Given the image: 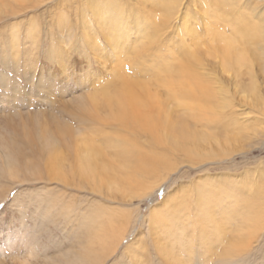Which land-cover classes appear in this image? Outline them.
Instances as JSON below:
<instances>
[{
    "label": "rangeland",
    "instance_id": "374dc122",
    "mask_svg": "<svg viewBox=\"0 0 264 264\" xmlns=\"http://www.w3.org/2000/svg\"><path fill=\"white\" fill-rule=\"evenodd\" d=\"M207 1V8H205L203 0H0V145L13 144L12 147L16 152L13 149L11 153L8 151L9 154L13 155V158L10 159L13 162L10 163H14V160L16 162L18 159L16 166L19 164L15 170L13 169L15 165L12 166L10 175L8 172L6 173L7 170L0 168L1 172L4 171L3 174L0 172L2 176L8 174L0 177V264H80L78 257L89 244V241L94 243L93 241L104 236L105 223L102 221L105 220L107 214L111 213L110 208L115 213L125 210L131 217L134 216V211L138 209L139 213L146 217L144 221L146 222L150 218L148 215L151 208L155 209L163 197L180 192V188L182 190L189 186L194 188L206 177L221 180L236 177L240 181H244L246 172L253 170L256 173L260 172V167L263 168L264 166V144L256 145L255 142L260 137L259 135L264 134V122L262 125L258 121L261 117H259L261 109L259 98L264 97V79L257 71L256 60L253 63L254 58L250 57V47L248 48L246 45L243 47L246 50L245 53L240 50V55L231 56L232 48L235 45L232 41L233 38L230 37L223 42L217 38L211 40L212 38L210 39L205 34V27L216 28L213 26L214 22L217 23L215 26L219 24V21L221 23L220 27L217 26L213 30V36L217 33V29H222L225 23L222 22L217 13L223 11L222 14H224L230 11L228 9L230 0H220L221 2H217L218 5L214 6L215 18L213 19L212 13L207 17L204 11L210 9V3L213 9V0ZM222 3H226L224 4L226 7ZM170 4L174 5L168 9L172 14L168 18V22L166 21L167 23L164 24L163 15L164 12L167 13L165 9ZM220 5L224 7L226 12ZM185 12L188 14L190 12L189 15H193V18L197 16L196 20L199 23L195 22L194 24V19ZM217 15L219 16L218 19ZM183 16L188 19L189 23H193L191 28L197 32L196 34L194 32V37L201 33L205 39L204 42L199 41L201 44L197 41V44L191 45V50H188L190 54L186 52L177 53L183 46L176 44L180 41L178 40L181 36L180 21L184 20ZM135 22L143 27L152 25L153 28L147 27V38L144 29L140 31L136 28L135 30ZM228 31L226 32L228 33ZM154 34H157L159 38ZM117 36L118 39H116ZM182 38L184 35L181 36V40ZM185 38L187 39V36ZM113 39L117 40L116 43L120 44L122 48L116 51V48L112 46ZM158 39L159 47L155 49L159 50L155 54L152 53L153 58L152 55L150 57L138 56L137 60L140 59V62H136L135 57L137 58V56H134L135 50L133 49L136 48L137 51L145 44V41V46L147 45L146 48L150 52L157 45ZM169 52H172L173 55L171 56L173 57L167 56V53L170 54ZM156 54L160 57H155ZM161 55L168 57L164 56L166 59L171 57L169 59L170 65L168 63L164 70L167 71L166 74L172 70L170 74H173L176 68L178 77L181 76V80L184 81L183 91L195 89L199 92V90L208 88V84L205 87L204 82L201 83V88L198 87L192 76L190 79V75L187 73L188 69L193 68L194 70L195 68L197 73L203 74L200 73V75L207 79H213V91L211 90V92H213L214 98L209 100L210 102L207 100V103L203 102L202 104L207 107L208 104L211 106L210 109L215 114L212 115L214 118L210 117L208 126H205L206 124L200 125V123H197V125L199 124L197 126L192 123L194 120L191 121V118L180 117L181 120L176 118L177 112L173 109L171 115L170 112L167 114L168 120L162 116L163 120L169 121L167 126V122L163 123L161 118L156 119L155 117L156 123L154 124L157 133L154 131L152 133L156 135V138H160V141H163L166 148H173L171 150L172 166L163 172L157 183L156 181L148 182L151 184L148 186L151 187L145 191H151L149 195L135 196L132 199L125 198L126 200L130 199L127 204L129 206L125 204L126 207H124L117 204V201L121 200L116 189L118 178L113 177L112 181L107 184H95L99 178L86 179L85 177L99 176L94 170H90L84 165L80 166V172L74 176L77 183L72 187H65L63 182L70 177L69 165L72 158L68 153L67 146L64 144V147L60 146L61 143H67L66 140L60 142L62 136L59 131L62 132V126L73 129L80 135H93L88 129L92 128V125L87 124V128L85 122L73 116V112L79 111L78 106L112 107L118 109V112L126 111L123 114L125 115L131 112L129 107L132 98L129 96L141 100V106H143L142 104L150 106L151 101L145 96H150L153 99L151 93L163 91V89L157 90L156 86L152 84L156 75L161 76L158 67L162 66L155 61L161 58ZM130 56L133 57L132 66L129 64ZM198 63L201 66H198ZM248 65H252L255 69V80L253 81L245 70L247 69L246 66L249 68ZM152 67L154 72H150ZM115 70L116 72H114ZM244 72L246 74L242 75ZM71 94L73 97L70 96ZM71 98L73 99L71 100ZM80 99L83 100L84 105ZM145 99L150 102L148 103ZM118 101L123 102L122 108L125 107L124 102L126 101L125 110L115 105L116 102L119 103ZM135 102L132 104H136ZM139 102L135 107L138 111L133 109L132 112H135L134 115L131 114L133 119L130 117L128 121L138 122V125L140 123L141 125L138 126L134 123L135 125L132 126L131 124L127 129L128 131L124 132L132 134L137 131L136 136H134L135 133L132 134V137L130 134L119 136L113 127L101 125L104 127L101 128V131L106 140L110 138L111 141H114L112 139L114 137L121 144L128 145L127 143H129L132 146L150 149L148 146L150 136L147 138L140 134L141 132L147 133L145 128H142L143 125L149 124L150 117L142 116L145 111L140 112L139 110H147V108L145 106L142 108ZM136 118L137 120H135ZM140 120L141 122H139ZM162 123L168 129H165ZM203 125L204 127H202ZM107 128L111 130L108 131ZM113 131L114 136L110 135L113 134ZM187 136H190V139ZM183 139L186 144L182 142ZM57 140L59 143L57 146L61 149L56 148L55 141ZM106 140L103 141L105 145L109 142ZM162 146L156 145L153 148L160 150ZM182 146L185 149L195 150V155L188 156ZM178 147L181 150L177 149ZM58 154L62 163L64 159L67 161H64V166L59 167L57 174L56 169H53V164ZM1 161L5 163L4 159ZM88 161L90 163V160ZM10 165L9 167H11ZM198 179L200 181H195ZM140 187L135 188V193ZM69 203L76 219L73 218V223L65 221V217L61 214L57 215V210H61L62 205L67 207ZM213 206L214 213L219 204L215 201ZM84 207L86 210L83 209ZM95 215L96 218L99 216L101 219L99 217L98 220L95 219ZM218 216L215 220L220 223L224 216L223 214L222 217ZM213 217L215 216L213 215ZM235 217L238 220L235 221ZM235 217H233V221L227 219V224L221 223L218 230L215 229L214 224L213 232L211 227L206 230L209 236H213V246H210L214 253L213 261L218 258L222 251L225 254L228 248L230 251L233 249L232 246L237 244L236 238L239 233L234 234V227H239L237 230L240 229L241 225L239 226V224L245 217L244 211L239 212ZM77 218L82 219V221L80 222ZM83 219L85 220L83 221ZM189 226L192 227L191 224ZM124 227L125 224L122 229L127 232L128 229ZM137 227H140L139 220L136 224ZM136 228L131 231L132 235L124 238L125 240L123 239L121 243L120 240H116V244L119 245L115 253L120 256L123 255V252L131 255V248L125 246L131 242L130 240L135 235L138 239L134 243L139 242L137 240L143 236L139 232H135ZM195 233L197 235V231L190 230L189 238L193 237ZM121 234V232H116V237ZM245 234L246 232L243 235ZM182 237H187V235H182ZM238 248L240 249L239 245ZM120 259L117 260V264ZM113 262L115 263L114 258ZM113 262L108 264H113Z\"/></svg>",
    "mask_w": 264,
    "mask_h": 264
},
{
    "label": "bare ground",
    "instance_id": "6f19581e",
    "mask_svg": "<svg viewBox=\"0 0 264 264\" xmlns=\"http://www.w3.org/2000/svg\"><path fill=\"white\" fill-rule=\"evenodd\" d=\"M217 2L219 3L221 1L220 0L219 1L213 0V9H212V4L210 3L209 4L210 9L209 10H207L206 12L204 10H202V11H204V13H206L207 17L210 15V13H212L213 19L215 18L216 11H215L214 6L218 5ZM203 3H204V7L207 8L208 1L203 0ZM224 4H226V3H222L223 6H224ZM141 5H143V4H141ZM172 6H174V5L170 4V6H167L168 8L165 9V11H167V13L164 12V15H163V17L165 18V22H163L164 24H166L168 22L167 20L170 17V15L172 14V12L170 10H168ZM223 6H221V7L224 9V7H226V6H224V7ZM228 6H229L228 9H230L229 12H226V10L224 9L225 10L224 12H226V13L222 14L223 13L222 10H221L222 11L221 13H217L221 17L222 22L225 23V25L222 27V29L221 28L217 29V31H216L217 33L213 36V30H215L217 28V26L220 27V23H221L219 21V24L217 26H215V24H217V23L213 21L215 23V24L213 23L214 24L213 26L216 28L213 29V27H208V26H207V28L205 27V29H204L205 34L208 35L210 37V39L212 38L211 40H213V38H215V39L217 38L219 41H223V42L228 40L230 37L233 38L232 41L234 42L233 44H235V45L232 48V55L231 56L236 55V54L240 55L239 54L240 50L241 51L243 50L245 53L246 50L243 47H245L246 45L248 46V48L250 47L249 48L250 57L254 58L253 63H255L254 60H256L255 66L257 67V71L260 72L261 76H263V79H264V0H230V4ZM216 7H218V6H216ZM221 7H219V8L221 9ZM219 8H218V10H220ZM135 10L137 12V9H135ZM185 14H188V13L185 12ZM189 14H190V12H189ZM218 15H217V19L219 17ZM189 16H191L193 18V15H189ZM185 18L186 17L183 18L184 20L180 21V28H181L180 33H181V36L184 35V38H182V40H181V36H179L180 38L178 40H180V41H178V43H176L177 45H183L178 50V52H177L178 54H181L184 52H186L188 54L189 53L188 50H191V47H192L191 45L197 44V41L198 42L199 41H203V42L205 41L204 36L203 35L201 36V33H200V35L198 33V36L195 35V37H194V32L196 30L194 31L193 28H191L193 23L194 24H195V22L199 23V21L196 20L197 16H194L193 23H189L188 19L187 18L185 19ZM185 20L189 24H187ZM169 21H170V19H169ZM84 26H86V25H84ZM147 27L151 28L152 25L151 26L147 25ZM147 27H143V26L139 25L138 22H135V30H136V28L140 31H141V29H144L146 31V33H145L146 38H147ZM158 29H161V28H158ZM227 30H229L228 33L226 32ZM182 31H183V33H182ZM137 33H139V32H137ZM196 33L197 32H195V34ZM122 36H124V35H122ZM155 36H157L159 38V36L157 34ZM185 36H187V39L185 38ZM116 39H118V36ZM122 39H124V38H122ZM202 39H204V40H202ZM116 41H115V39L112 40V46L114 48H116V51H117V49L119 50L120 48H122V46L120 44H117ZM158 41H159V39L156 41L157 45L154 46V49H151L150 52H149V49L146 48L147 45L145 46V44H146L145 41H144L145 44L142 43L143 45L137 51H136V48H134L133 49V50H135L134 56H137V58L135 57L136 62L140 60V59L137 60L139 57H150L152 55V58H153L152 53L155 54V53H157L156 51L159 50V49H155L156 47H159ZM199 44H201V43L199 42ZM152 45H153V43H152ZM169 53H170L169 55L167 53V56L173 55L172 52H169ZM174 53H176V52H174ZM204 54H206V53H204ZM164 56L161 55V58H158V60L154 59L155 61L158 62V65H161L162 67H163V65H165V66L163 68L160 66L158 67L159 72H161V76L158 77L156 75L154 80H152V81H154V83H152V84H154L156 86L157 90L163 89V91H154V93H151L153 95V97H152L153 99H151L150 96L149 97L145 96L146 98H148V100L151 101L150 102V101H147L145 99L148 103L150 102V106L146 104V106H149V107H146L144 104H142L143 106H141V100L135 99L131 94H128V95L132 96V97L129 96V98H132V101L130 103L131 105L129 107L131 112H129L128 114L126 113L127 115L126 114L123 115L126 111L124 112L120 109L121 111L118 112V109H114L112 107H105V108L104 107H97V106L91 107V105H90V107H84L85 105L82 102L83 100L80 99V101L82 102V105H84V106H81V107L78 106L79 111L73 112L74 113L73 116L78 118V119H81L82 122H85L86 123L85 126L87 128H88L87 124L92 125L93 127L88 128V129L93 133L94 136L92 134L80 135L77 131L70 129V128H65L64 126H62V132L59 131L61 133V136H62L60 139V142H62V140L67 141V143H61L60 146L64 147L63 144L66 145L68 153L72 158L71 164L69 165L70 177H68L67 181L63 182L65 187H72L77 183V181L74 180V176L80 172V166L84 165L88 169L94 170L96 172V174L99 176V177H95V176L85 177L86 179L99 178L98 180H96L95 184L96 183L107 184L108 182L112 181L113 177L118 178V180L116 181V183H117L116 189L120 194L121 200L117 201V204L123 205V206L125 204L127 205L128 202H130L129 200L134 198L135 196H139V197L142 196L143 197V196L149 195L151 193V191H145L147 188L151 187V186H148V185H151V184H148V182H150V181L155 182L156 181V183H157V181L161 178L163 172L165 170L171 168V166H172V161H171L172 151L171 150H173V148H171V147L166 148V146H164L163 141H160V138H158V137L156 138V135H153V133H152L153 131L157 133V129H155V124H154V123H156V121H154L155 117H156V119L161 118L160 120H163L162 116H164L168 120L169 118H168L167 114L170 112L169 114L171 115L173 112V109H175L177 112L176 118L178 117L179 120H181L180 117H182V118L188 117V118L192 119L191 121L194 120L192 123H194L196 125H197V123H200V125L206 124L205 126H208L207 123H210V117L212 115H215V114L210 109L211 106H209V104L207 107L206 105H203L202 103L203 102L207 103V100L209 101V100L214 98L213 92H211V90L213 91V83H214L213 79L205 78V76H202L203 74L201 72L200 73L202 75H200L199 72L197 73V70L195 68H194V70H193V68L191 70L188 69L187 73H189L190 79L192 76V78L195 80L194 82L197 83L196 85L198 87L201 88V85H202L201 83L204 82L205 87L208 84V88L205 90L202 89V91L199 90V92H198V90H195V89H192L190 91L189 90L183 91L184 90L183 89V82L184 81L181 80L180 74H179L180 78L178 77V73H176V70H175L176 68L174 69L175 72L173 74H170V73H172V72H170L172 70H170L167 74H166L167 71L164 70V68L169 63V59H171V57H173V56H171L169 59H166L168 57L165 56L166 57L165 58ZM208 56H209V54H208ZM231 56H230V58H231ZM155 57H160V56L158 54H156ZM188 58H190V57L188 56ZM233 58L236 59V57H233ZM192 59H194V58H192ZM132 61H133V57H131L129 59V64L131 66H132ZM141 62H142V59H141ZM142 63L144 64V62H142ZM201 64H202V62H201ZM169 65H170V63H169ZM142 66H146V65H142ZM198 66H201V65H199V63H198ZM248 66H249V68L246 66L247 69H245V70H246V73L249 74L251 81H253V80H255V77H254L255 69L252 65H248ZM139 68L141 69V67H139ZM152 68H151L152 71H150V72H154V68L153 69ZM196 68H198V67H196ZM120 70H121V68H120ZM117 71H118V69H117ZM155 71H156V69H155ZM257 71H256V73H257ZM114 72H116V70ZM120 73H121V71H120ZM162 73H164V74H162ZM246 73L244 72V73H242V75H244ZM184 77H185V75H184ZM190 85H191V83L189 84V86ZM147 86H149V85L147 84ZM192 86H194V85H192ZM113 87H116V86H113ZM198 87L196 89H198ZM107 93H109V92H107ZM97 94H99V93H97ZM70 96L73 97L72 94ZM99 96H100V94H99ZM101 97H99V98H101ZM215 97H217V95ZM72 99L73 98H71V100ZM259 100L261 101V104H260L261 109L259 111V114H260L259 117L260 116L261 117H260V120L258 119V121L261 122V124H262V122H264V97L259 98ZM120 101H118L120 104L116 102L117 104L115 103V105L122 108L121 104L123 102L121 103ZM138 101H140L139 104L142 108L144 106H145V108H147V110H144V109L139 110L140 112L145 111L142 113V116L147 115L150 117L149 118L150 119L149 124L143 125V128H142V129L145 128V131H147V133L146 132L140 133L141 135H144L147 138H149V136H150V140L148 143V146L150 149H147V150L144 149L143 147H140V146L129 145V143H127L128 145H126V144L124 145L122 143L123 144L122 145L121 143H119V141L115 140L117 138L113 137L114 131H115V133L119 134V136H123L125 134H130L132 137V134L134 135V133H135L134 136H136L137 131H135V130H134L135 132L132 134L130 132H128V133H124V132L128 131L127 129L130 127L131 124H132V126H134L135 124L138 125L137 121H136L137 123H135L134 121L133 122L128 121V119L130 117L133 119V116H131V114L134 115L135 112H132V111H133V109H136L135 107H136ZM112 102H109V103L111 104ZM132 102L133 103L135 102L136 104H132ZM124 103H125V107L122 108L123 110H125L124 108H126V101ZM123 106H124V104H123ZM126 110H128V109H126ZM209 110H211V111L209 112ZM135 111H138V110L136 109ZM184 114L186 116H183ZM138 117H139V115H138ZM137 118L135 120H137ZM212 118H214V117L212 116ZM165 120H163L164 121L163 123L167 122L166 125L168 126L169 121H165ZM179 120H178V122H180ZM212 120H214V119H212ZM258 121H256V122H258ZM139 122H141V120ZM146 123H148V122H146ZM163 123H162V126L164 125ZM80 124H77V125H80ZM176 124H177V122H176ZM101 125H103V126L105 125V127L106 126L107 127L110 126L111 128L113 127V129H114L113 134H110V135H113L111 137H113L112 139L114 141H111L110 138H107V140L109 142L106 145L103 143V141L106 140V138L104 137V133L101 131L102 130L101 128L103 127V126L101 127ZM140 125H141V123H140ZM140 125H138V126H140ZM138 126H137V129H139ZM167 126L165 127V125H164L163 127H165V129H168ZM180 126H182V125L180 124ZM202 127H204V125ZM132 128L134 129L135 127H132ZM110 130L108 129V131H110ZM260 134H262V133H260ZM181 136L183 138V135H181ZM259 136L260 137L257 138V140L255 142L256 145L260 144V143L264 144V134L259 135ZM52 138H54V137H52ZM107 140H106V142H107ZM96 141H99V142H96ZM184 141L185 140L183 139L182 142H184ZM10 143H12V142L10 141ZM167 143H170V142L167 141ZM57 144H59L58 140L55 141V145H56L57 149H61L59 146H57ZM192 144H194V143H192ZM12 145L13 144L9 145L8 143L5 146L2 144L0 145V157L2 156L1 159L5 160V163H3L2 161L0 162V168L7 170L6 173L8 172L9 175H10V173H12V169H11L12 166L15 165V167L13 166V169L15 170V168L19 165L18 164L16 166V163H18L17 162L18 159L16 160V162L14 160L15 164L10 163V162H13V160L10 161V159L13 158V155L9 154L8 151H10V153H11L12 149L14 150ZM156 145H159V146L163 145L162 149H160V150L154 149L153 146H156ZM196 145H198V144H196ZM182 147H184V146H182ZM177 149H180V148L178 147ZM183 149L185 150V152H187L188 156L191 154L195 155V152H196L195 150L185 149V147ZM14 152H16V151L14 150ZM182 153H184V152L182 151ZM14 154L16 155L17 153H14ZM58 156H59V154H58ZM58 156H56L57 159L56 158L54 159L55 163L54 164L52 163L54 166L53 169L54 168L56 169L57 174L59 171V167H61L63 165L64 161H67L64 159V161L62 163L61 162L62 159L60 158V156L59 157ZM88 160H90V163ZM48 162H49V160H48ZM10 164H12V165H10ZM9 165L11 167H9ZM260 168H259L260 172H258V173H256L255 170H253V171L251 170L252 172L248 171L249 174L246 172L245 173L246 178L244 181L243 180L240 181L236 177H231L230 179L223 178V179H227V180L214 179V178H209V177L204 178L203 179L204 181H200L199 179L195 180L197 182L200 181V183L197 184L194 188H192L190 186L186 187V185H185L186 188L183 190L180 188V190H181L180 192L179 191L177 193L174 192L175 193L174 195L168 194L169 196L163 197L161 202H158L155 209L151 208V212L148 215L150 218L146 222H144L146 217L141 215L139 213L138 209L136 211H134V216L132 214L133 217H131V215L129 213H126L125 210H124L125 212L122 210L123 212L119 211V212L115 213V212H113L114 210L111 211V208H110L111 213L107 214L105 217V220L103 219V221H102L103 223H105V226H104V229H105L104 233L105 234L103 233L104 236L93 241L94 243H90V241H89V244L86 245V247L84 248V251L82 252L80 257H78L79 263L80 264H108L109 262H113V258H114L115 263L113 262V264H117V260H119V258H121L120 262L118 264H156V263H159V264H246V263L247 264H249V263H251V264H264V166H263V168L262 167H260ZM1 169H0V172H1ZM1 173L3 174L4 171ZM2 174H0L1 175L0 177L8 175V174H4L2 176ZM11 176H13V175H11ZM9 178H11V177H9ZM195 181H194V184H196ZM137 186H141V187L138 190H136V193H135V188ZM109 187H111V186H109ZM98 188H100V187H98ZM125 198H130V199H127L128 200L127 201ZM115 200H116V198H115ZM215 201H216V203L219 204V206H216V207H218V209H215V212L213 213V207H214L213 204ZM127 206H129V205H127ZM153 206H155V205H153ZM124 207H126V206H124ZM75 208H76V206H75ZM60 209L61 210H59V209L57 210V213H58L57 215L61 214V216L65 217V219H66L65 221H67L68 223H73L72 221L75 219L74 218L75 216L73 214L74 211L71 208V204L69 203L67 205V207H63V205H62L60 207ZM83 209L86 210L85 207ZM108 210H107V212H109ZM241 211H244V215H245V217L243 218L244 220L241 221V223L239 224V226L241 225V227L238 230H237V228H239V227H234V230H235L234 234L239 233V235L236 234L237 235V238H236L237 244L233 245L234 247L232 246L233 249L230 250L231 252L228 251L229 250V248H228V250H227L228 252L224 251L225 254H223V251H222L220 253V255L218 256V258L215 259V261H213L214 260L213 259L214 253H213V249H210L211 248L210 246H213V238H212L213 236H209V234L206 233V230L211 227L212 232H213V226L214 225H215V229L218 230L219 227L221 226V223H226L227 219L228 220L231 219L233 221L234 220L233 217L238 215L239 212H241ZM222 214L224 216V219L222 220V222L217 223L215 219L217 217H219L218 215H220V217H222L221 216ZM213 215L215 217H213ZM77 216H78V214H77ZM239 216H242V215H239ZM92 217H93V215H92ZM242 217H241V219H242ZM78 218H80V216H78ZM97 218L95 215V219H97ZM99 219H101V218L99 217ZM236 219L237 218L235 217V221H236ZM78 220H80V219H78ZM84 220L85 219H83V221ZM138 220L140 221V227L136 228V224H137ZM81 221H82V219L80 220V222ZM99 222H101V221H99ZM232 223H234V222H232ZM124 224H125L124 228L128 229L127 232L122 229ZM190 224L192 225L193 228L189 226ZM235 225H236V222H235ZM64 227H66V226H64ZM135 228H136L135 232H137V233L139 232V234H141L143 236H142V238L140 237V239L137 240L139 242L134 243L136 241V239H138L135 235L134 238H132L130 240L131 242H129L125 246L127 248H131V255H128L129 253L126 254L123 252L122 253L123 255L120 256L117 253H115L117 246L119 245V244L118 245L116 244V240H118V241L120 240V243H121L124 238H126V237L128 238L130 235H132L131 231ZM62 229H63V226H62ZM99 230L101 231V229H99ZM190 230L197 231V235L195 233V235H193V237L189 238ZM76 231H79V229L78 230L76 229ZM83 231H85V230H83ZM102 231H103V229H102ZM90 232H89V234H90ZM116 232H121L122 234L120 236L116 237ZM186 232H188V234H186ZM245 232H246V234L243 235ZM216 234H218V233L216 232ZM182 235H187V237H182ZM91 237H95V236H91ZM233 239H234V237H233ZM244 239H245V241H244ZM87 240H88V238H87ZM238 240H240V242H238ZM238 245L240 246V249L238 248ZM125 247H124V249H125ZM68 253H71V252H68ZM181 254L184 256H182Z\"/></svg>",
    "mask_w": 264,
    "mask_h": 264
}]
</instances>
